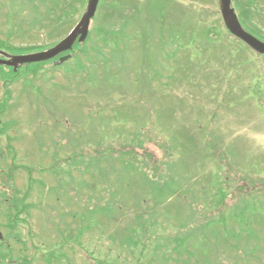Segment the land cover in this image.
<instances>
[{"label": "rangeland", "instance_id": "obj_1", "mask_svg": "<svg viewBox=\"0 0 264 264\" xmlns=\"http://www.w3.org/2000/svg\"><path fill=\"white\" fill-rule=\"evenodd\" d=\"M25 1L27 2L0 0V38L9 39L17 45L47 44L50 39L43 38L45 42H42V38L40 40V37L28 28L25 21H30L29 10L24 9L18 13V8H21ZM111 1L108 0L107 4ZM121 1L126 5L125 8L127 7L124 14L129 19L124 32L132 42L129 50L132 51V59L129 55L127 65L131 85H110L107 89L102 88V91L97 92L101 89L97 85L88 90L83 79L87 73L74 77V73L65 75L55 71L34 79L30 76L28 80L10 82L6 92L4 79L0 76V102L9 100L1 119L2 122L11 124L8 129L9 138L0 134V193L4 190L11 192L4 183L9 184V188L14 186L15 190L20 191L17 196L23 198L29 208V211L22 212L25 220L15 231V228L11 227L14 222L7 214V206L0 203L1 237H7L14 250L13 255H6V264L20 263L19 256H27L30 264H49L44 255L49 257L56 248L61 249L59 254L63 256L60 260L54 258L53 264H95L85 253L88 248L92 250L95 258L102 260L100 264L140 263L138 247L134 249L123 244L125 234L132 224L130 215L122 214L123 210L120 209L112 220L105 218L100 212L94 215L97 216L95 224L94 219L90 220L88 216L93 204L100 199L110 198L113 189L103 183L98 170L100 163L92 159L97 144L103 139L100 133L103 116L109 119L119 114L121 119L127 121L124 130L131 137L136 129L143 127V122H147V119L158 124L153 127L152 123L150 127L154 135L160 136L155 138L156 144H150V151L160 160L165 159V150L163 145L159 144H163L165 140L171 143L183 142L187 134H199L197 129L213 120L212 124L225 143L232 141L236 144L235 152L238 155L235 170L230 173L236 178L235 188L250 183L251 177H246L245 173H255L252 177L264 178V55L232 38L225 30L223 39L217 44L201 37L205 26L213 24L221 15L219 0ZM103 2L104 0H101L100 4ZM259 4L264 6L262 0ZM29 8L32 9L31 5ZM110 10L106 3L98 9L92 29L96 26L105 27L110 23ZM78 22L77 18L74 25L70 24L68 32ZM119 23L121 25V21ZM218 25L222 29L225 27L223 21ZM142 27L145 28L144 31ZM151 28L156 33L154 40L157 56L151 69L161 77L155 80L148 76L150 85L157 88L154 96L149 92H136L137 89L133 86L140 82L139 73L144 74L148 69L143 65L141 33L149 32ZM262 29L264 30V25L260 27V30ZM162 33H165L166 41L163 49H159V35ZM136 36L138 40H135ZM173 37L178 39L182 46L174 58L168 57L166 60L167 54L175 50L170 43ZM258 37L264 41V37ZM132 48L136 50L133 51ZM151 52L154 54V50ZM64 63L73 66L76 64V58L71 56ZM52 66H46L45 70H52ZM162 67L164 70L161 72ZM2 70L0 66V73ZM4 70L8 71L9 68ZM167 82H170V87L163 86ZM109 130L110 127L107 128L106 134H110ZM161 130L166 132L165 135H173L177 139L163 138L160 133L157 134ZM108 139L117 145L118 132H112ZM8 141L16 152L7 148ZM103 144L108 146L110 143L103 141ZM11 153L17 158H13L15 164L20 165L13 174L8 171L12 161ZM175 154L177 155L176 151L173 155H166L165 160L171 157V160L175 161L178 158ZM59 158H70L66 165L61 161L62 166H59L66 170L67 165L73 163L69 172L75 180L72 190L66 188L63 192L65 186L57 182L56 170L54 173L50 172ZM79 160L82 163H79ZM183 163L185 165L182 171L186 169V164H190L189 159L186 158ZM22 164L33 168V171L29 173ZM237 164H241L242 168ZM215 166L214 162L205 163L197 171L199 179L192 180L191 183L206 185L208 190L215 188L214 182L211 184L209 181ZM241 169L245 173L241 172ZM186 172L184 171L183 175H186ZM244 174L245 177L239 180V176ZM29 178L33 181L30 190L26 186ZM263 183L259 178L255 180L256 186L260 187ZM248 187L252 189L251 186ZM134 190H138L135 185L127 190L125 188V194L131 202L136 200ZM253 194L243 192L237 197L226 196L222 206L224 208L235 205L243 195L246 199L253 200ZM23 195L27 196L22 197ZM170 199L160 208L156 221L158 242L162 245L155 254L151 253L152 248L144 250L143 264H217L214 263L215 248L220 251L226 249V258L220 264H264L263 220L253 223L259 239L249 238L247 231L242 233L238 246L235 239L229 245L221 239L220 246L210 245L206 256V249L196 247L191 240L187 241L185 246L177 247L176 235L184 231L181 223L185 221L187 212L190 215L192 211H189L191 209L187 203L177 197ZM199 200L194 206L201 205L205 197H200ZM131 202H127L128 206ZM26 205L21 206L23 210L27 208ZM208 216L213 217V214ZM197 223L198 220L190 219L188 228L195 230ZM227 230L231 235L232 232L239 231V225L233 227L229 224ZM79 234L82 245L75 241ZM165 234L173 236L170 244L165 240L166 237H162ZM18 238L20 242L16 240ZM212 241L215 242V237H212ZM250 251L251 255H246L250 254ZM162 253H165L163 259L159 257Z\"/></svg>", "mask_w": 264, "mask_h": 264}, {"label": "trees", "instance_id": "obj_2", "mask_svg": "<svg viewBox=\"0 0 264 264\" xmlns=\"http://www.w3.org/2000/svg\"><path fill=\"white\" fill-rule=\"evenodd\" d=\"M87 1L88 0H39L38 3L36 0L25 1L21 4V8L17 7L20 11L18 13H21L24 9H28V17L30 18V21L27 20L26 22L28 28L32 30L33 33L37 34L40 40L42 38V42H45L43 38L50 39L51 41L47 44L42 43L40 45H17L12 43L9 39L0 38V49L13 54H22L45 50L54 46L66 35L70 24L74 25L75 20L81 17L86 8ZM107 1L108 0H104L100 8L106 3V6L111 8L112 20L105 27L96 26L93 31H91L87 41L82 43L77 42L75 44L72 54L73 57L76 58V64L73 66L68 64L67 66L65 63L59 65L55 63L57 62V59H55L49 62L28 64L18 71H14L12 68L6 71L3 68L0 76L4 79L6 92L9 89L8 84L10 82L15 83L22 79L28 80L30 76L34 79L42 74L46 76L47 73L55 71L65 75L74 73V77L87 73L83 79L88 90L97 85L101 88L97 92L102 91V88L104 90L107 89L110 85H120L122 87L127 86L126 84L131 85L130 72L128 71L127 65L129 63V55H131L132 59V51H129L132 42L129 35L124 32V28L129 21L128 17L124 14L127 7L125 8L126 5L121 0H112L109 4H107ZM259 1L260 0H234L237 12L244 27L254 35L264 37L262 34L264 30H260V27L264 25V6H261ZM262 1L264 2V0ZM30 5L32 9L29 8ZM43 6H45V10H43ZM120 21L122 26L119 23ZM220 21H223L221 15L213 24L205 26L203 30L201 29V37L208 38L213 44H217L223 39L222 35L224 30L230 34L226 27L222 29V27L218 25ZM46 23L47 25H45ZM117 24L119 26H117ZM152 29L153 28H151L149 32L146 31L141 33L144 50V54L142 55L144 57L143 65L144 68L147 66L148 69L144 71V74L139 73L140 76L138 78H140V82L133 86L137 89L136 92H149L154 96L157 92V88L150 85L148 76L155 80H159L161 77L157 74L158 72L151 69L152 64L156 63L155 58H157L154 40L156 33L153 32ZM142 30L144 31L145 28L142 27ZM164 34L165 33H162L161 36L159 35V49H163L165 46L166 39L164 38ZM136 38L137 36L135 40H138ZM173 39L178 41V39L173 37L170 40L171 43ZM235 39L238 40L237 38ZM181 46L182 44H179L178 41V44L174 46L175 50L167 54L166 60H168V57H171V55L175 57L178 50L181 49ZM132 50L134 51L136 49L132 48ZM152 50H154V54L151 52ZM50 64L53 65L52 70H45V67ZM163 70L162 67L160 71L162 72ZM137 72H139L138 69ZM122 73L125 75H122ZM163 86L170 87V82L163 84ZM37 89L40 91L39 88ZM88 90L86 93H88ZM8 101L9 100H6L4 103L0 102V105L2 104L0 106V134L9 138L8 129L11 124H9V122H2L1 119V116L8 107ZM213 122L212 120L208 124L204 126L201 125L199 129H197L201 135L200 138L198 137L199 134L192 133L190 135L187 134L183 138V142L176 141L175 143H171L169 140H165L163 144H159L164 147L165 155L163 156L165 159L167 158L166 155H173L174 151H176L177 155H175L178 158L172 161L171 157H169L168 160H160L154 152L150 151V144H156V141H154L155 138L160 137L154 135L150 129L152 123L154 124L153 127L156 123L147 119V122H143V127H141V129H136L133 137H131L124 130L127 121L121 119L119 114L109 119H106L104 116L102 117L100 133L103 139L97 144L93 153L95 156L92 159L100 163L98 170L100 176H102L103 183L109 185V187L113 189L110 198L100 199L93 204L92 209L88 211V216L90 220L94 219L93 223L95 224V218L97 216L94 217V215L100 212L105 218L112 220L116 218V214H118L120 209L123 210L122 214H126V216L130 215L132 217V224L129 226L128 233L125 234L123 244H127V247H134V249L138 247L140 253V257L138 258L139 264H143L142 255L144 250L148 251V249L152 248L151 253L155 254L162 245L158 242L159 237L156 233V225L158 223L156 221L159 218L160 208H163L165 202L168 203L171 200L170 197H177L178 200L185 204L187 203V206L191 209L189 211H192L190 215H188L189 212H187L185 221L181 223L184 231L179 232L176 235L177 238L175 237L178 242L177 247H183L187 241L191 240L196 247L206 249L204 252H206L205 255L208 256L207 251L210 245L220 246L221 239L222 241L225 240L228 245L235 239L238 246L242 233L246 231L248 232L249 238L259 239V234L253 228V223L259 220L264 221V178L260 179L262 176L252 177L255 176V173H245L241 169L240 171L245 173L247 175L246 177H251L250 183L235 188L236 178L230 173H233L235 170L234 165L236 164L238 155L235 152L236 144L232 141L228 143L229 145L226 144L220 136L219 131L215 128V125L212 124ZM119 123L121 124L120 127ZM157 126L158 124L156 127ZM108 127H110V134H106V132H108L106 131ZM147 127H149V129ZM112 132H118L119 134L117 145L108 139ZM159 133L163 138L177 139L173 135H165L166 132L162 130L157 134ZM241 137L243 138V136ZM103 141L110 144L105 146ZM8 143L7 148L11 149V142L8 141ZM159 147L161 148L162 146ZM12 151L16 152L13 148ZM11 155L12 162L9 163L8 166L10 174L18 168L13 161V158L17 160L15 154L11 153ZM142 155L144 157H142ZM186 158L189 159L190 164H186V169L182 171L185 165L184 163L182 164V161L184 162ZM69 159L70 158H59L56 159L57 163L53 164V166L51 165L52 169L50 172L54 173L56 170L55 175L57 177V182L61 183V186H65L62 190L63 192H65L66 188L72 190L74 188L73 184H75V180H73L72 175L69 174L73 163L70 162L67 165V170L59 167L62 166L61 161H64L63 164L66 165V161H69ZM78 162L82 163L80 160ZM207 162H214L216 164L213 176L209 177L211 184H213V182L215 184V188L212 190L206 189V185L200 186V183L197 185L191 183L192 180L199 179L197 171ZM194 166H196L195 169L193 168ZM237 166L241 167V164H237ZM22 167L28 169L29 173L33 171V168H28L25 164H23ZM184 171H187L186 175H183ZM245 174L239 176V180L241 177L244 178ZM249 174H251V176ZM258 178L262 180L263 183L260 187L255 185V180H258ZM211 179H213V181ZM135 181H137V184H135ZM32 183V178H29L26 184L28 190L32 188ZM3 185L7 186V189L11 192L8 190L2 191L0 193V203L7 206V214L10 215V219L14 222L11 227L12 229L15 228L16 231L22 221L25 220L22 212L29 211V208L25 200L17 196L20 191L15 190L14 186H10L9 188V184L7 185L4 183ZM133 185H135L138 190H134L133 195L136 197V200L131 202L125 194V188L127 190ZM78 186L81 187L80 184ZM248 186H251L252 189ZM243 192L254 193V199H246L245 195H243L235 205L223 208L222 204L226 196L227 198L231 196L237 197V195H241ZM24 196L27 195H23L22 197ZM200 197H205L204 202L201 203V205L196 204V206H194L196 202H200ZM212 198H215V200L213 201ZM127 202H131L129 206ZM22 205H26L27 208L23 210L21 207ZM1 208L2 207H0V209ZM168 209L169 207L167 206V216L169 213ZM208 214H213V217L208 216ZM85 217L87 218V215H85ZM190 219L198 220L195 230L188 228ZM229 224L233 227L236 224L239 225V231L232 232V236L229 235L227 230ZM162 237H166L165 240L169 244L173 240V236H166V234L162 235ZM212 237H215V242L212 241ZM16 240L19 242L21 241L19 238ZM75 241L78 245H82L81 234L75 238ZM87 250L85 251L86 254L95 264L102 263V260L94 257L92 250L90 251L89 248ZM59 251H61V249L56 248L48 255L49 257L44 255L49 264H53L54 258L58 260L61 259L63 254H59ZM225 251L226 249L221 251L217 248L214 249L213 255H216L214 263H223L226 258ZM8 253L13 255L14 250L12 245L8 242L7 237H4L0 239V264H6L5 260L7 259L5 257ZM246 255H251V251L250 254ZM159 257L163 259L165 253L160 254ZM19 259L20 263L16 262L17 264H21V262L23 264H30V260L27 256H19Z\"/></svg>", "mask_w": 264, "mask_h": 264}, {"label": "water", "instance_id": "obj_3", "mask_svg": "<svg viewBox=\"0 0 264 264\" xmlns=\"http://www.w3.org/2000/svg\"><path fill=\"white\" fill-rule=\"evenodd\" d=\"M219 1L222 16L229 31L237 38L248 44L255 51L264 54V41L260 40L243 27L236 9L233 6L232 0ZM99 2L100 0L88 1L87 9L78 25L64 40H62L56 46L46 51L21 55H10L7 52L0 51V55L3 56H0V65H7L17 69L20 65L47 61L59 56L64 52L72 50L77 41L84 42L87 39L91 22L96 15ZM70 57V54L62 56L60 57V62H65ZM1 236L2 234L0 232V237Z\"/></svg>", "mask_w": 264, "mask_h": 264}]
</instances>
